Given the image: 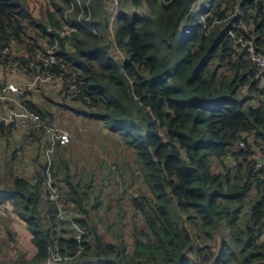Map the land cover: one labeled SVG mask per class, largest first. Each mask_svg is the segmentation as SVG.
Here are the masks:
<instances>
[{
    "label": "trees",
    "instance_id": "trees-1",
    "mask_svg": "<svg viewBox=\"0 0 264 264\" xmlns=\"http://www.w3.org/2000/svg\"><path fill=\"white\" fill-rule=\"evenodd\" d=\"M110 1L0 0V68L42 72L48 28L75 27L59 37L53 72L65 99L73 85L79 92L54 106L117 133L136 164L133 178L116 164L86 176L72 174L62 153L53 160L61 203L87 230L79 241L59 223L40 171L35 181L6 162L0 185L12 182L0 188V206L13 205L35 248L16 264H47L56 244L66 259L52 264H264V163L254 156L264 87L250 53L252 44L264 52V0ZM16 128L0 121V147L12 146ZM10 154L14 162L18 151ZM114 180L123 190L109 198L118 210L106 221L100 195Z\"/></svg>",
    "mask_w": 264,
    "mask_h": 264
},
{
    "label": "rangeland",
    "instance_id": "rangeland-1",
    "mask_svg": "<svg viewBox=\"0 0 264 264\" xmlns=\"http://www.w3.org/2000/svg\"><path fill=\"white\" fill-rule=\"evenodd\" d=\"M110 3L112 4L110 7L115 6L113 1H110ZM38 4L39 3H36V5ZM117 10H115V14L117 13ZM0 73L1 76L7 75L2 68H0ZM22 76L29 78L23 73ZM33 76L34 75H31L30 79ZM37 87L38 88L29 92V99L40 106L51 108V112L54 117L51 119L53 122H57L60 126L68 128L70 130L71 138L74 128L78 127L82 130L83 135L81 139L77 141L76 137H74L70 146L66 149V151L70 154L75 152V155L71 157L72 164H77V162L80 164L81 161L85 162V165L81 164L78 168L75 167L78 174L84 172L86 173V176L92 173L102 175L101 167H105V170L111 173L117 170L114 166L116 164V166H124L125 171L129 173V178H133V175H130V168L135 171L136 164L134 152L124 143L117 133L110 132L104 125H98L94 120L82 119L65 108H57L54 106L55 102L64 103V101H66L70 104L72 100L71 94L65 99V95L60 93L63 90L61 89L63 87V82H61V85L40 83ZM69 115L72 116L69 117ZM69 130H67L68 135ZM6 138L8 145L12 146L9 148H6V146L0 147V159H3L2 164H0L1 169L3 170L6 166V162L9 161L10 164L12 163L14 166L16 174L22 176L26 170L28 174H31L30 179L34 178L35 174L40 170V162L43 163L48 158L47 147L42 148L39 140H37V145L34 144L35 142L30 141L29 137L25 135L20 128H16L14 134H11ZM67 138L68 136L63 139L67 140ZM62 142L64 141H60L58 143L57 150L60 143L61 145H64ZM15 149L18 151V154L15 161L12 162L13 158L10 153H12ZM57 150L56 152H50L52 162L58 155L59 150ZM40 152L41 155L39 156ZM35 160L36 162H34ZM109 166L111 169L107 168ZM8 180L12 182L10 177H4L0 188H6V185L4 187V183H8ZM108 183L110 188L104 189L103 193L100 195V200L104 206L99 210V214H101L103 219L106 221H108L109 216H111L113 220L116 217V212L118 210V205L115 200L113 201V208H107L109 198L119 195L123 190V188H116L115 180L112 183ZM95 186L98 189L101 185L97 183ZM135 186H138L141 190L145 189L141 178L135 179ZM132 190L133 189H130L129 191ZM127 207L130 209V206L127 205ZM128 219L130 221V217ZM131 227L132 225L129 223L126 230L129 231ZM34 251L35 248H33L31 243L30 233L27 231L26 223L17 216V213L11 203L1 205L0 264L20 263L23 256L27 255V257L30 258L34 254Z\"/></svg>",
    "mask_w": 264,
    "mask_h": 264
},
{
    "label": "built area",
    "instance_id": "built-area-1",
    "mask_svg": "<svg viewBox=\"0 0 264 264\" xmlns=\"http://www.w3.org/2000/svg\"><path fill=\"white\" fill-rule=\"evenodd\" d=\"M111 1H113L115 7L118 8L120 0ZM75 30L76 28L73 26L66 29L48 28V36L44 43L45 53L47 55L43 65L44 69L42 72L35 74L31 79L25 78L21 75H19L18 78V74H21L19 71L23 70L15 64L16 67H13V73L17 75V79L8 82L4 81L0 86V110H2L0 121L15 124L17 128H20L22 132L29 137V140L33 142L36 140L37 133L42 132L46 135L47 139H44V145L48 150V158L45 162H40V168L42 169L39 170L41 176L44 178L43 192L45 195H48L52 201L59 202V223L70 224V228L73 231L71 236L81 241L87 234V230L78 222L81 215L78 214L73 207L68 209L61 203L63 196L55 186V181L51 172L52 159L50 152H56L58 143L60 141H66L63 139L66 136L69 138L70 130L32 110L27 103L28 101H31L29 99V92L38 88V84L51 83L61 85L62 79L55 76L53 72V66L57 63L56 53L60 44L59 37H71ZM50 37H53L54 40L51 41ZM250 53L251 59L261 69V86L264 87V52L256 49L254 45H251ZM78 92L79 90L77 87L73 85L70 93L77 94ZM67 130H69V135ZM241 146H244V142H241ZM254 156L258 160L259 166L264 163V142L257 141ZM36 174L34 178H36ZM50 251L52 252V256L49 257L47 264L55 263L56 260L62 261L66 259V257L58 255L59 247L57 244L54 247H51ZM199 264L206 263L200 262Z\"/></svg>",
    "mask_w": 264,
    "mask_h": 264
},
{
    "label": "crops",
    "instance_id": "crops-1",
    "mask_svg": "<svg viewBox=\"0 0 264 264\" xmlns=\"http://www.w3.org/2000/svg\"><path fill=\"white\" fill-rule=\"evenodd\" d=\"M19 72H21V74L19 73L18 74V78H19V75H21L22 76V73L23 74H25L23 71H19ZM12 76V77H11ZM26 76H28L29 78L31 77V75H28V74H26ZM0 78L3 80V81H5V82H8V81H14L15 79H17V75L16 74H14L13 73V70L12 71H10V72H7V75H2V76H0ZM46 84H51V83H46ZM38 93H39V91H38ZM61 93V92H60ZM61 94H64V93H61ZM58 95V94H57ZM32 103H34V104H36L34 101H31ZM36 105H38V104H36ZM39 107H43V108H46V109H51V108H47V107H45V106H40V105H38ZM72 113V112H71ZM53 114V113H52ZM74 114V113H73ZM75 115V114H74ZM70 116H72V115H69V117ZM82 118V117H81ZM82 119H87V118H82ZM88 120V119H87ZM78 130V131H77ZM108 131V130H107ZM37 135V134H36ZM82 130H80V128H74L73 129V132H72V138H71V135H70V137H69V139L68 140H66V141H64V142H62L64 145H61V143L59 144V147H58V158H61V153H62V155L64 156V158H66V159H68V161H69V163H70V169H71V173L72 174H78V172L76 171L77 169L75 168V167H79L81 164H83V165H85V162L84 161H81V163L79 164L78 162H77V164H72V162H71V157L73 156V155H75V152L74 153H72V154H70V153H68L67 151H66V149H68V147L70 146V144H71V141L74 139V137H76V139H77V141H79V139H81V137H82ZM43 140H42V146H44V139H47V137H46V135H44L43 134V138H42ZM35 143L34 144H38V142H37V137H36V140L34 141ZM62 146V147H61ZM40 156V155H39ZM75 171V172H74ZM84 173V172H83ZM84 174H86V173H84ZM29 175H31L30 173H29ZM34 179V178H33Z\"/></svg>",
    "mask_w": 264,
    "mask_h": 264
},
{
    "label": "clouds",
    "instance_id": "clouds-1",
    "mask_svg": "<svg viewBox=\"0 0 264 264\" xmlns=\"http://www.w3.org/2000/svg\"><path fill=\"white\" fill-rule=\"evenodd\" d=\"M252 45H254V44H252ZM255 48L257 49V47L255 46ZM259 50V49H258ZM261 51V50H260ZM61 89H63V87L61 88ZM71 94V93H70ZM71 96H73V95H71ZM32 101V100H31ZM34 104V103H33ZM38 134V133H37Z\"/></svg>",
    "mask_w": 264,
    "mask_h": 264
}]
</instances>
